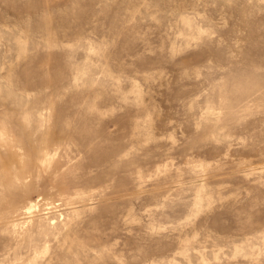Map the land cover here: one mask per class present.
<instances>
[{
    "label": "rangeland",
    "instance_id": "1",
    "mask_svg": "<svg viewBox=\"0 0 264 264\" xmlns=\"http://www.w3.org/2000/svg\"><path fill=\"white\" fill-rule=\"evenodd\" d=\"M0 264H264V0H0Z\"/></svg>",
    "mask_w": 264,
    "mask_h": 264
}]
</instances>
